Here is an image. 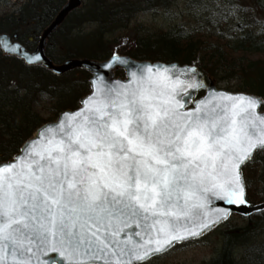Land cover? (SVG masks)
I'll return each instance as SVG.
<instances>
[{"label":"snow or ice","instance_id":"6c2138e0","mask_svg":"<svg viewBox=\"0 0 264 264\" xmlns=\"http://www.w3.org/2000/svg\"><path fill=\"white\" fill-rule=\"evenodd\" d=\"M114 64L127 81L108 80ZM92 84L79 111L0 163V264H147L227 219L214 201L247 203L241 166L264 151V100L209 90L196 101L207 86L195 68L118 56Z\"/></svg>","mask_w":264,"mask_h":264},{"label":"trees","instance_id":"16d2710c","mask_svg":"<svg viewBox=\"0 0 264 264\" xmlns=\"http://www.w3.org/2000/svg\"><path fill=\"white\" fill-rule=\"evenodd\" d=\"M165 1L128 0L119 3V0H89L88 13L84 16L88 8L84 7L72 14L51 39L48 57L61 63L82 57L104 60L117 53L135 60L193 65L206 77L215 78L219 83L234 82L237 91L264 99V22L258 31H251L243 25L250 24L249 20L243 18L239 22L241 18L236 19L238 22L231 26L238 28V34L233 37L221 31L214 33L213 28L205 31L181 24L168 32L135 36L130 45L112 44L110 39L114 32L127 30L135 14L166 8ZM63 2L27 1L15 12L0 15V33L10 34L31 49L36 44L38 34L52 20ZM241 9L245 10L244 7ZM251 9V23H257L259 15L264 19V0H252ZM221 13L220 10L213 13L219 18L218 23L223 19ZM82 22H92L96 29L91 33L82 32L79 27ZM216 22L212 24L215 28L218 26ZM83 49L87 50L86 54H82ZM88 80L89 75L84 71L58 79L41 68H27L19 60L4 58L0 54V161L11 159L21 144L43 123L53 122L58 113L65 109L78 107L79 100L89 92ZM62 85L67 86L69 92L74 91L72 99L65 100L68 96H65ZM41 96L54 100L51 120H44L33 112V106ZM262 153H258L244 169L250 203L264 201ZM263 215L264 211L256 213L244 221L245 225L222 233L221 251L209 264H264Z\"/></svg>","mask_w":264,"mask_h":264},{"label":"rangeland","instance_id":"374dc122","mask_svg":"<svg viewBox=\"0 0 264 264\" xmlns=\"http://www.w3.org/2000/svg\"><path fill=\"white\" fill-rule=\"evenodd\" d=\"M30 0H3L0 4V15L11 14L19 9L25 2ZM119 3H123L128 0H119ZM167 1V2H166ZM166 8H159L156 11H148L145 13L135 14L134 18L128 24L129 28L124 32H114L111 37L112 44L116 45H130L133 43L135 36H143L156 34L159 32H168L169 29H174L178 25H186L192 29L202 28L205 31H213L214 33H224L225 35L232 36L238 34V28H233L232 23L242 22L243 18L250 21V24L243 23L244 27L250 28L251 31H258L262 26L264 19L259 15L257 23H251L252 0H166ZM66 2L64 0L63 4ZM89 0H86L84 7H88L84 16L90 10ZM120 5V4H119ZM61 6V5H60ZM59 6V7H60ZM230 6H236L239 10L234 15L228 16L226 19H222L221 23L216 22L219 18H216L213 13H218L219 10L223 13L227 12ZM244 7L245 10L241 8ZM84 12V11H83ZM215 22L218 26L215 28L212 24ZM228 26H227V25ZM220 25V26H219ZM80 31L91 33L96 29L94 23H81L79 26ZM232 27V28H231ZM213 28V29H211ZM29 28L28 30H30ZM211 29V30H210ZM237 31V32H236ZM34 47V46H33ZM32 47V48H33ZM86 49L85 47H83ZM82 50V54H86L87 50ZM57 63V61H55ZM217 87L235 92L236 86L234 82H220L217 83ZM61 88L65 90V96L68 99H72L73 96L69 92L67 86L62 85ZM38 102L33 106V112L44 120H51L52 113L55 107L54 100L45 96L37 98ZM258 155V154H257ZM261 155H264L263 153ZM257 157V156H256ZM254 219V218H253ZM264 219V215L262 220ZM243 218L234 216L230 222L221 226L210 233L207 237L199 240V242L188 243L187 245L178 246L169 251L166 255L157 257L147 264H209L211 260L221 251L223 242L222 233L225 231L245 225ZM256 220V219H254ZM249 223V222H248Z\"/></svg>","mask_w":264,"mask_h":264},{"label":"water","instance_id":"95a60500","mask_svg":"<svg viewBox=\"0 0 264 264\" xmlns=\"http://www.w3.org/2000/svg\"><path fill=\"white\" fill-rule=\"evenodd\" d=\"M83 4V0H67V2L62 6V8L58 11V13L55 15V17L53 18V20L48 24V26L43 30V32L39 35L38 37V43L37 46L35 47V49L33 51H27L24 46H22L19 42H14L11 37L8 34H1L0 35V51L3 54L4 57H13L15 59H19L21 60L27 67H36V68H42L45 71H47L48 73L53 74L56 77L61 78V76L72 73V71L75 70H80V71H86L87 73H89V75L91 76L89 82H90V94L85 96L84 98H82L79 101L80 107L75 109L74 111L71 110H65L63 112H61L58 115V118L53 122V123H47V124H43L41 127H39V129H37L32 136L21 145V148L19 150H21L23 148V146L30 141V139H32L35 134L41 130L42 128L46 127V126H52L55 124V122H57V120L59 118H61L62 114L64 113H74L79 111L83 105L81 103L82 100H87L90 95L92 94V90H93V84L92 81L95 78V73L98 69V66L103 65L105 63H108L111 61L113 56H118L120 58H123L127 61H129L131 64H135V65H152V66H156V65H163V66H173V67H178L181 70H188V69H192L195 68L197 70V72L199 73V76L202 78L203 83L207 86L206 88H202L199 90L194 91V99L196 101H199L201 99H204L206 97L209 96V90H212L214 92H218V93H226V94H230V95H237V94H241V95H248V96H253L250 94H243V93H231L228 91H224V90H220L215 86V82L212 81L210 78L206 79L203 75V73H201L199 71V69L197 67L194 66H188V65H179L177 63H169V64H165L163 62H155L152 63L150 61H136L133 60L132 58L126 56H120V55H113L110 58L104 60V61H98V60H89V59H71V60H65L63 61L61 64H55L51 58L47 57V48L49 45V40L51 39V37L59 30V27L62 26L65 21L68 19L69 15L71 13H73L74 11L80 9V7ZM7 41L9 44V48L5 49L3 47V42ZM15 47L16 49H19L21 53L24 54H18L17 52L12 51L11 49ZM39 54L41 55L42 59L40 61H34L33 63H29L26 56H33L34 54ZM26 54V55H25ZM104 71L107 73V78L110 81H117V82H125L128 79V70L124 65H120V64H114L112 69H104ZM122 71L123 72V77H117L116 73ZM192 91V90H190ZM202 93L203 95L198 97V95ZM256 97V96H253ZM257 98L262 99L261 97L257 96ZM263 100V99H262ZM194 103L192 101L189 102L188 104V109H192L194 107ZM263 106H260V108H258V111L264 113V110H261ZM20 152V151H19ZM18 152V153H19ZM260 152L259 150L255 151L253 154L254 155ZM17 153V154H18ZM16 154V155H17ZM14 155V157L16 156ZM12 159V158H11ZM0 163H4V162H0ZM250 163V160L246 162V164L242 165L241 168L243 170V168ZM242 181L244 183V175L242 172ZM245 185V190H246V184ZM247 196V194H246ZM213 207H221V208H231V211L227 217V219L221 221L220 223H218L215 227H213L212 229L206 231L202 236L194 238L192 240L189 241H196L199 240V238L203 237L204 235L210 233V231H212L213 229H215L216 227L220 226V224L226 222L227 220L230 219V215L231 214H236L239 216H244V217H249L252 215V213L254 212H261L264 210V203H262L261 205H256V206H250L248 203H246L245 205H241V206H236V205H226L223 201H214L213 202ZM189 241H185L184 243H188ZM183 243V244H184ZM175 247V246H174ZM173 248V247H172ZM170 248V249H172ZM168 249V250H170ZM167 250V251H168ZM160 253L157 254L155 256H153L152 258H155L156 256H160L163 254L167 253Z\"/></svg>","mask_w":264,"mask_h":264}]
</instances>
